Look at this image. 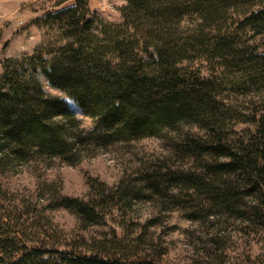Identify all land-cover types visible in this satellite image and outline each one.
<instances>
[{"label": "rangeland", "instance_id": "374dc122", "mask_svg": "<svg viewBox=\"0 0 264 264\" xmlns=\"http://www.w3.org/2000/svg\"><path fill=\"white\" fill-rule=\"evenodd\" d=\"M74 2L0 0V53L12 58L33 53L49 33L57 34L33 19ZM126 4L89 0L112 22H123ZM193 22L194 15L184 21ZM240 44L248 55L252 50L264 54V33L248 27ZM191 65L212 86L211 102L228 143L234 148L249 144L264 116V68L218 57L195 58ZM41 80L47 93L67 100L83 127H94L93 117L72 97L47 78ZM193 140L208 142L203 125L189 123L158 136L94 144L76 163L49 155L20 161L3 154L0 234L17 236L31 248L123 261L264 264V200L236 175L210 171L208 165L217 159L193 148ZM204 183L231 186L235 203L224 206L213 200Z\"/></svg>", "mask_w": 264, "mask_h": 264}, {"label": "trees", "instance_id": "16d2710c", "mask_svg": "<svg viewBox=\"0 0 264 264\" xmlns=\"http://www.w3.org/2000/svg\"><path fill=\"white\" fill-rule=\"evenodd\" d=\"M121 13L123 22H112L89 0H75L33 19L57 32L33 53L13 58L0 53V166L3 154L76 163L94 144L199 123L209 140H193L192 147L217 159L209 170L236 175L264 200V116L249 144L231 146L218 126L212 86L191 65L195 58L218 57L264 68V54L248 55L240 44L248 27L264 33V0H127ZM193 15L195 22L186 25ZM42 77L92 116L94 127H83L65 98L47 93ZM206 191L224 206L235 203L231 186L209 185ZM0 264L163 263L31 248L17 236L0 234Z\"/></svg>", "mask_w": 264, "mask_h": 264}]
</instances>
